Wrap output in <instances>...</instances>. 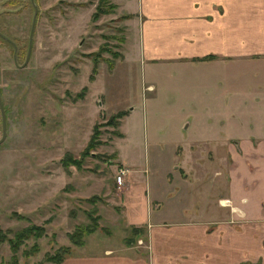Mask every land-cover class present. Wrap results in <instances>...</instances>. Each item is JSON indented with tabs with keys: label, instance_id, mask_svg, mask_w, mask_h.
I'll list each match as a JSON object with an SVG mask.
<instances>
[{
	"label": "rangeland",
	"instance_id": "374dc122",
	"mask_svg": "<svg viewBox=\"0 0 264 264\" xmlns=\"http://www.w3.org/2000/svg\"><path fill=\"white\" fill-rule=\"evenodd\" d=\"M100 1L0 0V100L6 115L0 234L11 236L29 223L45 227L17 250L1 239L0 264H61L43 257L64 243L73 248L65 255L119 245L130 234L119 195L123 185L131 178L141 181L137 169L147 181L151 174L163 181L174 143L192 144L182 156L196 168L193 182L208 184L215 175L219 193H225L231 158L225 142L206 139L226 133L242 137L250 127L260 132L264 124V100L254 102L261 94L252 91L264 81V65L240 59L215 61L212 67L148 61L138 56L139 21L131 9L107 0L111 9L93 15ZM122 108L126 112L118 124L106 122ZM1 118L0 113V136ZM95 124L100 139L91 152L81 156L80 166L64 165L67 152L81 155ZM216 143L217 149L207 151ZM119 165L132 169L120 185ZM95 215L99 226L83 234L82 245L74 244L68 232ZM245 233L229 236L236 253L256 238ZM34 242L36 249L24 253Z\"/></svg>",
	"mask_w": 264,
	"mask_h": 264
},
{
	"label": "crops",
	"instance_id": "0c3cea01",
	"mask_svg": "<svg viewBox=\"0 0 264 264\" xmlns=\"http://www.w3.org/2000/svg\"><path fill=\"white\" fill-rule=\"evenodd\" d=\"M112 1L131 9L139 21L138 56L148 61L212 67L240 59L264 65V0ZM262 84L252 89L261 94L254 102L264 100ZM206 140L226 144L231 161L225 193H219L215 175L208 184L199 178L193 182L196 168L182 154L192 144L174 143L165 157L163 181L152 174L147 181L137 169L141 181L125 183L132 169L125 172L119 195L126 222L145 224L136 239L103 246L101 252L65 255L61 264H264V124L260 132L250 127L242 137L226 133ZM244 232L256 234L253 249L248 244L236 253L229 236Z\"/></svg>",
	"mask_w": 264,
	"mask_h": 264
},
{
	"label": "trees",
	"instance_id": "16d2710c",
	"mask_svg": "<svg viewBox=\"0 0 264 264\" xmlns=\"http://www.w3.org/2000/svg\"><path fill=\"white\" fill-rule=\"evenodd\" d=\"M107 1V0H106ZM103 2H105V0H101L100 3L96 4V10L94 11L93 15H97L100 12H106V10H110V6L113 5V3L108 2V4H105V6H103ZM116 53V52H114ZM126 110L124 108L117 110L115 113L110 114V116L108 117V119L106 120V122L108 123H112V124H118V120L119 117H121V115L123 113H125ZM99 126L97 124H95V127L93 128L91 134H90V139L86 141L85 144V148H83V151L81 153V155L79 157L76 156H72L70 155V153H66L64 155V157L61 158L62 163H64V165H69L70 163L72 164H76L77 166L81 165V156H83L86 153H90L91 152V148L95 145V143H97L100 139V137H98V133H99ZM95 195L91 196V197H87L89 199H92ZM90 213V212H88ZM91 214V213H90ZM97 216L99 215H95V216H91V220H89V222H85V223H76V227L74 230L68 232V237L69 239H71L73 241L74 244H82L84 242V238L82 237L83 234H87L90 231L92 232L94 229H96L99 225H98V221H97ZM45 230V227L38 223H29L26 224L22 227H20L19 229H16L12 232L11 236H6L3 234V232H1L0 234V240L1 239H6L7 241H9V246L12 250H17L19 245L22 244L23 242H25L24 240L30 236L33 237H38L39 235L43 234ZM143 230L142 224L139 225H135V224H130V234L128 233L127 236H125V241H132L135 240V234L139 233L140 231ZM37 242L32 243L30 250L24 249V253H29L31 252V250L36 249L37 247ZM70 245L64 243L63 245L58 246L54 251L52 250V252H47L44 255V260H54V262L59 263L62 261V259L65 257V254H69L70 253ZM14 254V253H13ZM15 256V254H14Z\"/></svg>",
	"mask_w": 264,
	"mask_h": 264
},
{
	"label": "water",
	"instance_id": "95a60500",
	"mask_svg": "<svg viewBox=\"0 0 264 264\" xmlns=\"http://www.w3.org/2000/svg\"><path fill=\"white\" fill-rule=\"evenodd\" d=\"M35 11H36V8H34V12ZM34 16H32V20H31V24H30L31 28L29 29V34H28L29 41H28V44H27V51L28 52L26 54V58L28 57V54H30V46H31V41H32V38H31L32 37V29L35 26L34 25ZM2 105H3V103H1V100H0V113L2 115L1 123H2V128H3V130L1 131L0 140L4 137L5 131H6V128H5V118H6V115H4V110H3Z\"/></svg>",
	"mask_w": 264,
	"mask_h": 264
},
{
	"label": "built area",
	"instance_id": "2783aa9c",
	"mask_svg": "<svg viewBox=\"0 0 264 264\" xmlns=\"http://www.w3.org/2000/svg\"><path fill=\"white\" fill-rule=\"evenodd\" d=\"M127 171V166L126 165H119L116 169V177L115 181L118 185H120L124 181L125 177V172Z\"/></svg>",
	"mask_w": 264,
	"mask_h": 264
}]
</instances>
